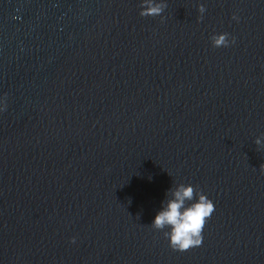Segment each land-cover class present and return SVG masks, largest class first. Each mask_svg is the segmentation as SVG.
Listing matches in <instances>:
<instances>
[{"label":"water","instance_id":"obj_1","mask_svg":"<svg viewBox=\"0 0 264 264\" xmlns=\"http://www.w3.org/2000/svg\"><path fill=\"white\" fill-rule=\"evenodd\" d=\"M155 2L0 0V264H264V0ZM177 184L215 208L185 252Z\"/></svg>","mask_w":264,"mask_h":264},{"label":"clouds","instance_id":"obj_2","mask_svg":"<svg viewBox=\"0 0 264 264\" xmlns=\"http://www.w3.org/2000/svg\"><path fill=\"white\" fill-rule=\"evenodd\" d=\"M165 8L166 4L163 2L141 0L139 15L141 17L161 16ZM198 11L201 13L198 20H202L204 6L199 5ZM232 19L238 21L239 17L233 14ZM210 41L214 48L228 47L235 43V37L229 39L228 33L213 34L210 36ZM254 143L261 145V138H257ZM259 168L261 172H264V164H261ZM214 210L213 202L192 185L177 184L169 190L150 227L155 230L167 229L163 231V235L168 240V246L174 251L185 252L201 246L205 223ZM70 242L74 243L75 238L73 237Z\"/></svg>","mask_w":264,"mask_h":264}]
</instances>
